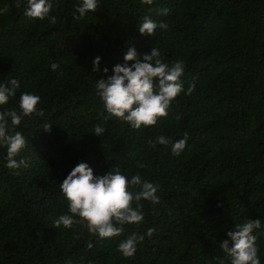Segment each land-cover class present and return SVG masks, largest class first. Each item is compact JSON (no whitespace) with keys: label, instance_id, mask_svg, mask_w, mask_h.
Returning a JSON list of instances; mask_svg holds the SVG:
<instances>
[{"label":"trees","instance_id":"1","mask_svg":"<svg viewBox=\"0 0 264 264\" xmlns=\"http://www.w3.org/2000/svg\"><path fill=\"white\" fill-rule=\"evenodd\" d=\"M75 2L59 0L50 24L26 18L24 0H0L8 6L0 16V79L17 78V95H40L44 110L17 129L28 139L21 155L30 167L12 175L0 161V264H218L234 223L264 225V0H100L94 13L72 20ZM163 8L167 15L158 13ZM145 15L167 28L141 36ZM128 44L141 54L158 47L168 64L183 60L184 86L195 85L174 99L167 118L140 130L103 121L93 91L102 73L92 72V60L100 56L110 75ZM96 125L106 128L101 137L92 133ZM185 132L179 156L147 145ZM82 161L94 175L118 164L160 185L159 205L142 202L145 223L126 226L125 235L157 229L133 257L116 250L123 236L100 241L79 225L52 227L66 211L59 183ZM258 243L264 264V237Z\"/></svg>","mask_w":264,"mask_h":264},{"label":"clouds","instance_id":"2","mask_svg":"<svg viewBox=\"0 0 264 264\" xmlns=\"http://www.w3.org/2000/svg\"><path fill=\"white\" fill-rule=\"evenodd\" d=\"M59 0H24L23 15L30 20H47L56 23L53 10ZM151 5L153 0H140ZM19 6V5H18ZM100 7V0H76L73 4L72 20H80L94 13ZM168 9H159L160 15H167ZM8 12V6L0 7V16ZM166 29L167 25L145 15L137 25L141 36H152L157 29ZM101 57L92 60V72L102 73L93 83V91L103 112L98 113L103 121L115 120L133 130L155 126L160 118H167L170 106L181 93L191 94L195 85L189 83L185 88L182 77L185 72L183 60L171 64L163 61L158 47H152L147 53H138L128 44L121 63L109 69L100 67ZM131 62V63H130ZM51 70L56 71L58 64L52 63ZM20 81L15 78L0 79V156L2 166L10 174L17 175L20 169L30 167L29 161L21 154L28 146V139L18 131L25 118L44 117L40 107L41 96L34 92H19ZM15 101L14 107H5ZM46 124L45 131L49 130ZM106 128L94 126L92 133L101 137ZM188 134L171 140L165 135L149 139V148L156 145L170 146L173 156H179L185 150ZM137 168L146 164L137 161ZM160 185L143 179L139 172L130 174L118 164L110 166L103 174H95L87 162L76 164L59 183L60 193L66 204V211L52 220V227L59 230L73 229L79 225L97 240H115L116 250L124 258H130L137 252L138 245L145 238L151 239L157 229L148 227L143 233L132 231L125 235L126 226H139L145 223L144 203L155 207L161 203L157 194ZM226 239L219 244L222 258H215L218 264H262L260 244L264 237V225L261 219L245 218L234 223L226 232ZM93 243H87L92 249Z\"/></svg>","mask_w":264,"mask_h":264}]
</instances>
